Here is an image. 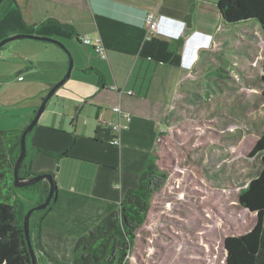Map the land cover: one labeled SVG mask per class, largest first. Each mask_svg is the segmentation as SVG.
I'll return each mask as SVG.
<instances>
[{"label":"crops","instance_id":"obj_1","mask_svg":"<svg viewBox=\"0 0 264 264\" xmlns=\"http://www.w3.org/2000/svg\"><path fill=\"white\" fill-rule=\"evenodd\" d=\"M218 1L14 0L0 14V40L33 34L60 43L24 38L0 50V129L23 130L65 75L66 51L73 59L69 78L50 98L29 136L31 148L85 159L56 160L42 152L32 159V172H52L57 186L56 203L41 231H31L38 264H69L76 240L118 211L126 192L138 188L178 89L188 78V66L209 44L198 36H211L199 28V4ZM152 14L167 17L161 24L169 30L179 29L174 20L184 22L181 36L152 31ZM47 20L72 32L43 25ZM83 37L92 44L84 45ZM97 39L107 58L94 51ZM199 39L206 47L193 43ZM6 95H11L8 102ZM116 105L131 116L119 145L109 141L114 134L110 125L125 123L112 110Z\"/></svg>","mask_w":264,"mask_h":264},{"label":"rangeland","instance_id":"obj_2","mask_svg":"<svg viewBox=\"0 0 264 264\" xmlns=\"http://www.w3.org/2000/svg\"><path fill=\"white\" fill-rule=\"evenodd\" d=\"M263 63L264 31L256 22L219 29L196 54L154 150L161 177L135 230L129 264H225L226 238L255 225L238 194L261 168L252 149L264 129ZM23 194L34 206L32 190Z\"/></svg>","mask_w":264,"mask_h":264},{"label":"trees","instance_id":"obj_3","mask_svg":"<svg viewBox=\"0 0 264 264\" xmlns=\"http://www.w3.org/2000/svg\"><path fill=\"white\" fill-rule=\"evenodd\" d=\"M13 3L14 0H3L0 4V14ZM197 20L199 28L208 30L212 40L219 29H231L241 23L256 22L264 31V0H219L217 4L200 3ZM43 25L55 26L65 33L72 32L70 27L55 20H47ZM261 70L260 78L264 83V63ZM261 97L264 106V89ZM22 132L23 130L0 129V264H32L24 234V216L30 208L45 200L49 190L45 180L23 188L14 186V164L20 152ZM30 134L26 138L25 157L19 176L45 173H34L31 170L32 159L37 153L53 156L56 160L69 157L67 151L56 154L29 147ZM258 153L261 154V168L256 177L238 194V202L255 215L256 222L249 232L226 238L224 248L227 252V264H264V129L252 149V155ZM155 162L154 155L140 174L138 188L126 192L118 211L106 215L95 229L76 240L73 247L75 257L69 264H129L127 256L134 245L135 230L145 221L152 196L151 187L156 178L161 177ZM25 190H32L37 196L34 206H26L18 197L19 192L24 196ZM56 200L57 192L45 209L32 212L29 220L30 240L33 229L41 231L43 219L53 209ZM32 247L38 257V251L33 244ZM40 251L42 252V249Z\"/></svg>","mask_w":264,"mask_h":264},{"label":"water","instance_id":"obj_4","mask_svg":"<svg viewBox=\"0 0 264 264\" xmlns=\"http://www.w3.org/2000/svg\"><path fill=\"white\" fill-rule=\"evenodd\" d=\"M2 1L3 0H0V4L2 3ZM24 38L32 39V40H38V41L51 42V43H55V44L60 45V43L57 40L46 37V36L33 35V34H16V35H12V36H9V37H6V38L0 40V48L3 47L6 43H8L10 41L20 40V39H24ZM66 54H67L68 59H69V65H68L67 71H66L65 75L63 76V78L60 81H58L56 84H54L49 89V91L47 92L45 97L42 99L39 107L37 108L35 115L31 119L29 124L23 129V132H22L21 138H20V152H19L17 160L14 164V181H13V183H14L15 187L23 188V187H26L28 185H32V184H34L38 181H41V180L47 181L48 186H49L48 194H47L45 200L42 203L30 208L24 216V221H23L24 234H25L27 245H28V248H29V251L31 254L32 264H38V262H37V257H36L35 251L32 247L31 240H30V233H29L30 216H31L33 211L43 210L49 205V203L52 200V197L57 192V186L54 182V177L51 173H44V174H39V175L21 177V176H19V170H20L21 163L25 157L27 136L30 134V132L33 130V128L37 125L43 111L45 110V107H46L48 101L53 96L55 91L59 87H61L70 76V72H71L72 65H73V59H72L69 52L66 51ZM225 252H226V250H225ZM226 254H227V252H226ZM225 264H227V263L225 262Z\"/></svg>","mask_w":264,"mask_h":264},{"label":"built area","instance_id":"obj_5","mask_svg":"<svg viewBox=\"0 0 264 264\" xmlns=\"http://www.w3.org/2000/svg\"><path fill=\"white\" fill-rule=\"evenodd\" d=\"M164 19H167V17H164V16H157L156 14H152L150 19H149V22H150V29L152 31H157L163 35H166V36H169V37H176V36H179L182 34L183 32V29H184V22L182 21H173L175 23H177V27L179 29H175L174 31L173 30H169L167 28H164L163 25L161 24V22L164 20ZM198 34V33H197ZM198 36H201L202 39H204V42L208 41V43L210 44V39H211V36L209 35H203V34H199ZM200 38V39H201ZM197 40V41H193L194 44H196L197 46H201V47H206L204 45L203 42H201L202 40ZM81 42L84 44V45H90L92 44L93 41H91L89 38L87 37H83L81 38ZM208 44V46H209ZM94 46V51L96 52V54L101 57V58H107V53H106V50L105 48L99 43V40L97 39L95 41V44H93ZM187 62H188V56L186 57V65H187ZM190 68V65L188 66ZM129 94H131V92H128ZM113 111L117 112L119 114V116L121 118H123L125 120V123H115V124H111L110 125V128H111V131L114 133L113 136H110V142L113 143V144H117L119 145L120 144V137H119V134L128 128V125L129 123L131 122V116L126 114V113H123L121 111V108L116 105L112 108Z\"/></svg>","mask_w":264,"mask_h":264},{"label":"clouds","instance_id":"obj_6","mask_svg":"<svg viewBox=\"0 0 264 264\" xmlns=\"http://www.w3.org/2000/svg\"><path fill=\"white\" fill-rule=\"evenodd\" d=\"M179 36H180V35H179ZM172 37H173V36H172ZM191 64H192V63H191ZM191 64H190V65H191Z\"/></svg>","mask_w":264,"mask_h":264}]
</instances>
